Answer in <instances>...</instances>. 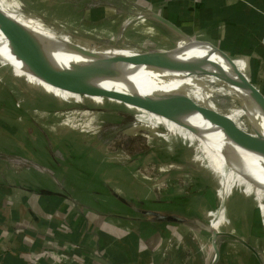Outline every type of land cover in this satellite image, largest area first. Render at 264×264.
Masks as SVG:
<instances>
[{"label":"crops","instance_id":"0c3cea01","mask_svg":"<svg viewBox=\"0 0 264 264\" xmlns=\"http://www.w3.org/2000/svg\"><path fill=\"white\" fill-rule=\"evenodd\" d=\"M27 3L61 22L75 15L96 26L108 22L116 26L126 18L137 21L130 30L133 29L132 36L137 35L133 43L140 50L167 51L182 43L162 25L139 17L140 12L155 13L191 38L212 43L264 94V0ZM147 28L151 33L145 32ZM160 39H165L170 48ZM175 39L177 43L170 45ZM9 75L16 79L12 82L14 87L10 86ZM41 83L22 66L0 59V264H212L215 250L212 239L208 241L204 232L129 216L122 207L134 212L135 206L122 196L121 190L104 180L103 189H98L100 171L84 168L92 159L90 140L85 138L91 133L89 138L94 140L103 124L99 122V126L98 117H94L90 125L86 115L80 113L67 117L68 107L62 104L71 102L60 100ZM55 89L80 98L120 103ZM168 187L173 189H164L163 196L176 189L171 183ZM151 200L152 197L148 199ZM164 204L179 214L174 200ZM166 209L156 211L173 214L169 207ZM213 227L219 231L216 224ZM219 245L218 264H229V244Z\"/></svg>","mask_w":264,"mask_h":264},{"label":"rangeland","instance_id":"374dc122","mask_svg":"<svg viewBox=\"0 0 264 264\" xmlns=\"http://www.w3.org/2000/svg\"><path fill=\"white\" fill-rule=\"evenodd\" d=\"M27 2L28 0H7V7L11 10V3L16 4L17 7L20 6L17 17L27 18L28 14L30 16L33 14L32 16L42 19L43 24L55 29L54 32L58 36L70 35L75 46L87 50L92 47L109 48L112 54L122 56L126 55L115 47L124 46V48L140 50L133 43L137 41V35L132 36L133 29L130 30V27L138 22L127 20V16L116 26L109 22L101 27L90 25L85 22V19L82 20L80 15L61 22L43 15L40 10L29 7ZM75 18L77 19L74 20ZM128 21H130L127 24L129 26L125 24ZM28 22L34 24L33 19H29ZM160 40L161 43L167 42L165 39ZM174 43H177V39L173 43L170 42V45ZM13 79H15L14 76L9 75L8 80L11 81L10 86L12 87H14ZM29 85L33 87L31 82ZM41 87L55 92L60 100L71 102L62 104L63 102L58 100L60 104L68 107L67 117L69 115L80 116V113L86 115L85 118L90 120V125L94 117H98L96 122L103 124L99 123V126L102 125L103 128L94 140L89 138L91 133H88L89 135L85 138V140H90L89 153L92 159L87 160L89 164L84 161L86 163L84 168L90 167V170L100 171L101 181L99 183L101 185L97 186L99 190L103 189L102 180H104L107 184L116 186L117 190H121L122 196L130 204L143 210L148 208V210L156 211V209L161 210L168 207L171 210L172 208L164 203L174 200L180 208L178 215L192 219L198 218L212 226L216 224L220 232H229L244 237L256 248L264 260V200L260 198L259 192L253 186L254 183L249 181L245 172L225 161L219 148L164 118L138 108L131 106L132 108L129 109L123 103H109L102 98H80L57 90L43 81ZM26 88L29 87L26 86ZM213 102H216L218 107L224 111L234 106L229 96L218 95ZM153 118L158 122L156 123ZM242 125L245 133H254L248 118L242 121ZM85 127L88 128L87 125ZM169 183L173 184L176 189L168 194L169 196H163L164 189H173L168 187ZM151 197L153 200L148 201ZM122 210H126L129 216L143 219L142 216L136 215L127 208L122 207ZM173 210L170 213H173ZM258 218L259 224L256 223ZM174 225L180 226L181 224ZM186 227L203 232L192 226ZM205 234L208 241L212 239L210 234ZM228 239H220L219 243L229 244V264L242 261L244 264L248 261L249 264H260L249 249ZM208 245L212 248V244Z\"/></svg>","mask_w":264,"mask_h":264},{"label":"water","instance_id":"95a60500","mask_svg":"<svg viewBox=\"0 0 264 264\" xmlns=\"http://www.w3.org/2000/svg\"><path fill=\"white\" fill-rule=\"evenodd\" d=\"M141 17L162 25L184 45H177L167 51L142 49L129 56L96 52L73 46L59 38L39 34L23 25L13 24L0 12V51L9 50L25 72L50 86L68 92L111 99L164 118L208 144L221 147L220 153L228 164L247 172L246 163L238 154L222 123L190 102L181 91H164L147 96L127 82L129 76L144 69L173 78L202 77L225 70L232 79V86L241 95L245 112L254 121L253 134L239 130L238 134L244 143L243 149L264 163V132L257 125L258 120H264L263 92L239 70L229 56L212 43L191 38L177 25L155 13L143 12ZM199 50L205 54L198 63L185 59L187 55ZM67 58H74L79 62L68 63ZM0 59L13 63L3 52ZM110 85L113 87H109ZM194 122H198L199 126L193 124ZM227 125L230 127L232 124L227 122ZM215 138L220 141H215ZM133 210L151 223L192 226L210 234L215 250L212 264H218L221 258L219 240L223 238L232 239L245 246L257 257L260 264H264L261 254L247 240L229 232H220L201 219L138 207H133Z\"/></svg>","mask_w":264,"mask_h":264},{"label":"bare ground","instance_id":"6f19581e","mask_svg":"<svg viewBox=\"0 0 264 264\" xmlns=\"http://www.w3.org/2000/svg\"><path fill=\"white\" fill-rule=\"evenodd\" d=\"M7 4H8L7 0H0V12L9 22L13 24L15 23L18 25H23L27 27L28 29H31L39 34H43L51 38H59L74 46L72 42V38L69 37L70 35L58 36L56 32H54L55 29L43 24L41 21L42 19L40 20L39 17L32 16L33 14L31 16L28 14L29 18L28 17L27 18L17 17V14L20 11L21 7L20 6L17 7L16 4L11 3L10 5L12 6V8L10 10L7 7ZM29 19H33L34 24L29 23L28 22ZM76 19L77 18H75L74 20ZM132 19L134 18L132 17ZM143 22L144 20L142 21V24H144ZM145 32L151 33L150 29L148 28L145 30ZM78 33H79V30H78ZM162 44L170 48L167 42H164ZM180 45L183 46L184 43L182 42L180 43ZM115 49H117L118 51H121L126 56L138 53V50H135L133 48H127V47L124 48V46H121L120 48L115 47ZM89 50L112 54L111 49L104 48V47H101V48L92 47ZM2 52L6 53L9 60H11L14 64L21 66L20 64L16 62L15 58L11 56L9 50L6 49L4 51H0V54ZM204 54H205L204 51L199 50V51H196L195 53H191L187 55L185 59L186 60L189 59L190 62H193V63H198V61L203 57ZM66 60L68 63L79 62V60H75L74 58H67ZM222 71L223 72L221 73H214V74L205 75L202 77H191V78L175 77L173 78L169 75H164L156 71L144 69L139 72L133 73L131 76H129L127 82L130 85L134 86L136 89H138L143 95H147V96H151L152 94L160 93L164 91H169V92L181 91L190 102L200 107L203 111L210 113L219 122H221L223 125V128L227 131L229 138L232 140V143L236 147L238 154L242 157L243 161L246 163V166L248 168L247 172H245L246 177L249 179L250 182L254 183L253 186L259 192L260 198L264 200V163L260 159L255 157L254 155L250 154V152L243 149L244 143L241 141V138L238 134L239 130L241 132H245L243 125H242V121L244 119L248 118V120L251 122L253 127H254V121L252 120L251 116L247 114V112H245V109L241 103V98H240L241 95L232 86L231 77L225 70H222ZM212 86H216L217 88H213ZM109 87L112 88L113 86L110 85ZM218 95L229 96L230 98H232V102L234 104L233 108L227 111H224L223 109L219 108L216 102L215 103L213 102L215 97ZM227 122H230L232 125L229 127V125H227ZM193 124H196V126H199L198 122L196 123L194 122ZM257 125L264 132V120L262 119L258 120ZM215 141H220V139L215 138ZM217 148L221 149V147H217Z\"/></svg>","mask_w":264,"mask_h":264},{"label":"trees","instance_id":"16d2710c","mask_svg":"<svg viewBox=\"0 0 264 264\" xmlns=\"http://www.w3.org/2000/svg\"><path fill=\"white\" fill-rule=\"evenodd\" d=\"M249 79H250V78H249ZM250 80L252 81L253 79H250ZM256 223H257V224H259V223H260V220H259V218L257 219ZM257 224H256V225H257Z\"/></svg>","mask_w":264,"mask_h":264},{"label":"built area","instance_id":"2783aa9c","mask_svg":"<svg viewBox=\"0 0 264 264\" xmlns=\"http://www.w3.org/2000/svg\"><path fill=\"white\" fill-rule=\"evenodd\" d=\"M142 13H143V12H140V13H139V17H140V18H142V17H141Z\"/></svg>","mask_w":264,"mask_h":264}]
</instances>
